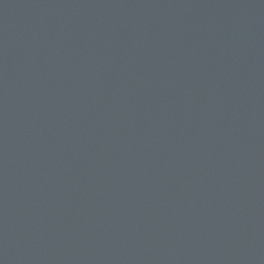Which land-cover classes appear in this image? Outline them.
Returning <instances> with one entry per match:
<instances>
[{"label": "water", "instance_id": "water-1", "mask_svg": "<svg viewBox=\"0 0 264 264\" xmlns=\"http://www.w3.org/2000/svg\"><path fill=\"white\" fill-rule=\"evenodd\" d=\"M0 264H264V0H0Z\"/></svg>", "mask_w": 264, "mask_h": 264}]
</instances>
